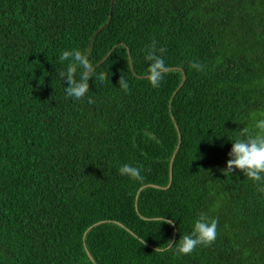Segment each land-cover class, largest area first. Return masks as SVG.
<instances>
[{
    "label": "trees",
    "instance_id": "16d2710c",
    "mask_svg": "<svg viewBox=\"0 0 264 264\" xmlns=\"http://www.w3.org/2000/svg\"><path fill=\"white\" fill-rule=\"evenodd\" d=\"M65 49L105 77L87 105L66 98ZM256 111L264 0H0V264H264V192L220 171ZM201 213L216 240L175 255Z\"/></svg>",
    "mask_w": 264,
    "mask_h": 264
},
{
    "label": "clouds",
    "instance_id": "9594fccd",
    "mask_svg": "<svg viewBox=\"0 0 264 264\" xmlns=\"http://www.w3.org/2000/svg\"><path fill=\"white\" fill-rule=\"evenodd\" d=\"M160 49L159 52H163ZM145 60L149 62L148 80L152 87H158L167 72V65L161 55L157 54L154 46L146 50ZM59 61L65 64L58 75L64 84L66 98L73 104L80 102L87 105L84 95L88 90L85 81L91 85L102 88L105 85V77L100 72H94L91 64L86 62V57L77 49H65L59 55ZM192 67L199 70L200 65L193 63ZM66 81V83H65ZM119 87L125 91L129 84L123 78L119 79ZM250 127L245 128L241 136L231 140V149L226 166L220 169L223 176L233 174V169L239 170L244 176L258 185V190L264 192V111L252 112L249 115ZM121 176L134 181H142L141 169L131 164H123L118 168ZM153 219L161 223H171L165 217L156 216ZM192 230L175 242L167 243L169 250L177 256L191 255L194 250L201 246H210L217 238L218 222L215 218H209L201 213L192 222ZM143 244V240L140 241Z\"/></svg>",
    "mask_w": 264,
    "mask_h": 264
},
{
    "label": "water",
    "instance_id": "95a60500",
    "mask_svg": "<svg viewBox=\"0 0 264 264\" xmlns=\"http://www.w3.org/2000/svg\"><path fill=\"white\" fill-rule=\"evenodd\" d=\"M183 79H184V76H183ZM178 135H179V140H178L177 147H178V145H179V143H180V133H178ZM177 147H176V149H177ZM176 149H175V151H176ZM175 151L173 152V154H172V156H171V159H170V171H171V167H172V160H173V158H174ZM170 182H171V172H170V179H169V183H168L167 185H169V184H170ZM174 238H175V236H173V238H172V241H171V242H173ZM86 252H87V254H88V257H89L90 259H92L91 255L89 254V252L87 251V249H86Z\"/></svg>",
    "mask_w": 264,
    "mask_h": 264
}]
</instances>
